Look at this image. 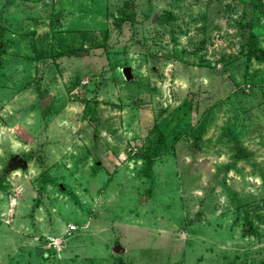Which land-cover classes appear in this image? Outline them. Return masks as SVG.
<instances>
[{"label":"rangeland","instance_id":"1","mask_svg":"<svg viewBox=\"0 0 264 264\" xmlns=\"http://www.w3.org/2000/svg\"><path fill=\"white\" fill-rule=\"evenodd\" d=\"M253 48L264 0H0V264H264Z\"/></svg>","mask_w":264,"mask_h":264},{"label":"trees","instance_id":"2","mask_svg":"<svg viewBox=\"0 0 264 264\" xmlns=\"http://www.w3.org/2000/svg\"><path fill=\"white\" fill-rule=\"evenodd\" d=\"M249 56H255L257 59H262L264 56L261 53V50L253 48L250 50Z\"/></svg>","mask_w":264,"mask_h":264},{"label":"built area","instance_id":"3","mask_svg":"<svg viewBox=\"0 0 264 264\" xmlns=\"http://www.w3.org/2000/svg\"><path fill=\"white\" fill-rule=\"evenodd\" d=\"M75 229H76V226L75 225H70L69 231H72V230H75Z\"/></svg>","mask_w":264,"mask_h":264}]
</instances>
